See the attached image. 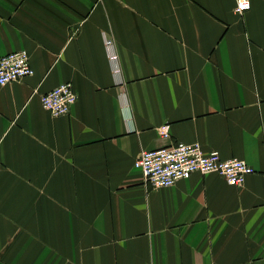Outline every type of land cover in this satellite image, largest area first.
<instances>
[{"label": "crops", "instance_id": "1", "mask_svg": "<svg viewBox=\"0 0 264 264\" xmlns=\"http://www.w3.org/2000/svg\"><path fill=\"white\" fill-rule=\"evenodd\" d=\"M235 1L0 0L34 69L0 84V264H264V0ZM178 141L255 172L153 187L136 159Z\"/></svg>", "mask_w": 264, "mask_h": 264}, {"label": "built area", "instance_id": "2", "mask_svg": "<svg viewBox=\"0 0 264 264\" xmlns=\"http://www.w3.org/2000/svg\"><path fill=\"white\" fill-rule=\"evenodd\" d=\"M235 11L244 14L251 0H236ZM108 47L112 46L106 39ZM112 59L114 55L111 56ZM34 69L27 49L10 51L0 56V84H7L32 75ZM78 93L72 81H65L41 95L43 106L54 115L68 113ZM163 137H169L168 124L159 128ZM153 187L173 185L195 171L217 172L230 184L240 185L255 168L239 157L224 158L218 150L205 151L200 142L178 141L158 148L142 150L135 161Z\"/></svg>", "mask_w": 264, "mask_h": 264}, {"label": "bare ground", "instance_id": "3", "mask_svg": "<svg viewBox=\"0 0 264 264\" xmlns=\"http://www.w3.org/2000/svg\"><path fill=\"white\" fill-rule=\"evenodd\" d=\"M252 5V4H251ZM251 8V7H250ZM249 10V9H248ZM29 52V51H28ZM29 56H30V54H29ZM2 85H4V84H2Z\"/></svg>", "mask_w": 264, "mask_h": 264}]
</instances>
